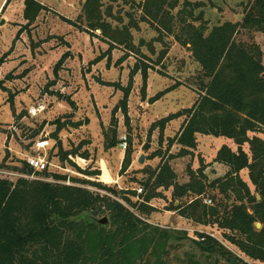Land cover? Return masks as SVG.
Masks as SVG:
<instances>
[{"label":"trees","instance_id":"trees-1","mask_svg":"<svg viewBox=\"0 0 264 264\" xmlns=\"http://www.w3.org/2000/svg\"><path fill=\"white\" fill-rule=\"evenodd\" d=\"M104 2L85 0L75 27L90 37H96L95 32H100L109 47L106 55L101 56L103 59L116 46L123 47L127 53H138L130 32L136 24L130 21L123 26L121 18H114L110 11L103 10ZM23 5V19L27 25L45 10L37 0H24ZM203 7L202 3L189 0H142L139 4L141 21L149 23L160 36H171L187 48L200 68L201 77L207 80L200 83L197 99L190 108L167 115L151 125L150 131L157 130L161 138L170 122L184 118L177 134L168 140V150L176 145L178 153L168 156L157 170L150 171L148 178L140 182L147 193L141 203L136 205L130 199L136 197L139 200L136 191H116L97 182L99 170L80 172L94 181L72 179V182L90 185L105 192L104 195L78 185H65L66 176L48 174L46 170L33 172L22 161L19 170L22 174H36L44 179L51 177L54 182L0 179V264H167L169 245L187 239V233L162 229L144 219L156 211L149 202L161 198L158 190L168 189H171L172 204L167 211L199 226H215L222 232L223 239L245 258L264 264V66L262 51L252 37V33L264 34V0H248L240 21L218 23L211 28ZM107 19L121 27H112ZM242 32L249 35L247 42L237 40ZM69 56L65 53L57 62L54 75ZM2 63L3 59L0 65ZM148 69L145 65L134 66L128 86L122 88L123 98L113 114L120 110L127 117L132 80L138 72L142 77L144 99ZM172 90L168 88L156 94L149 103H155ZM55 96L74 106L69 98L57 93ZM11 101L12 96L9 97ZM54 124L55 135L67 124L73 128L82 125L81 122L60 124L59 121ZM111 132V137L104 133L109 140L105 144L107 150L118 146L116 129ZM249 133H260L263 138H249ZM197 135L233 141L236 151L222 145L212 160L228 171L222 178L208 181L204 175L206 167L200 160L196 171L187 168L188 181L177 183L169 161L192 157L197 149ZM244 145H248V152L243 150ZM58 149V160L72 164L68 157L76 156L77 152ZM131 154L130 149L126 150L121 172L130 166ZM160 156L159 151L152 154V158ZM81 158L88 160L87 153L81 154ZM242 171L247 172L252 190L241 179ZM209 191L216 192L211 199L206 197ZM204 198L210 199L212 204H203ZM175 201H178L177 205H174ZM129 207L135 208L144 219ZM86 213L93 218L105 217L106 223L79 218ZM256 224L260 228L257 229ZM197 235L200 240L191 242L201 254L222 259L226 264H249L213 238ZM188 264L198 262L189 258Z\"/></svg>","mask_w":264,"mask_h":264},{"label":"rangeland","instance_id":"rangeland-1","mask_svg":"<svg viewBox=\"0 0 264 264\" xmlns=\"http://www.w3.org/2000/svg\"><path fill=\"white\" fill-rule=\"evenodd\" d=\"M6 1L0 0V61L3 59L0 65V179L54 182L51 177L44 179L36 174L19 172L22 161L29 156H38L46 163L48 174L66 176L65 185H78L104 195L105 192L90 185L72 182V179L94 181V178L85 177L80 172L99 170L97 182L116 191H136L142 187L140 182L148 178L150 171L157 170L168 156L178 153L176 145L168 150V140L177 134L184 118L170 122L161 138L157 130L150 131L151 125L167 115L190 108L197 99L200 83L207 82L201 77L200 68L188 49L171 36H160L149 23L141 21L139 4L142 0H105L103 10L110 11L114 18H121L123 26L130 21L136 24L130 32L138 53H127L123 47L116 46L104 59L109 47L100 32H95L96 37H90L74 25L78 24L77 18L85 0H37L45 10L31 25L23 19L24 0H10L3 9ZM189 1L204 5L202 10L210 28L218 23L240 21L248 6V0ZM107 21L112 27H121L114 20ZM248 36L242 32L237 40L247 42ZM252 37L262 51L264 66V34L252 33ZM158 38L161 39L157 41ZM65 53L70 56L54 75V67ZM124 56L125 60L118 64ZM98 58L102 59L93 63ZM135 65L149 67L144 99L142 77L138 72L132 80L127 117L120 110L113 114L123 98L122 88L128 86L129 74ZM168 88L173 90L155 103H149V99ZM55 93L69 98L74 106L60 101ZM55 121L60 124L81 122L82 125L73 128L67 124L55 135ZM114 128L118 146L107 150L105 144L109 140L104 133L111 137ZM248 136L263 138L260 133H249ZM196 138L197 149L192 157L169 161L177 183L187 182V168L196 171L200 160L206 167L204 175L208 181L222 178L228 169L212 163L217 149L225 145L236 151L233 141L225 137L197 135ZM123 139L125 150L119 147ZM39 141H47L48 146L36 150L35 144ZM58 148L64 152H77L76 156L68 157L74 165L58 160ZM128 149L132 153L131 164L121 172ZM243 150L248 152V145H244ZM155 151L161 152V156L152 158ZM85 152L88 160L81 158ZM141 155L144 162L138 164ZM240 177L252 190L247 172L242 171ZM158 192L161 198L149 202L156 211L147 220L140 217L135 208L129 209L153 226L187 233V239L169 245L167 264H188L189 258L198 264H226L222 259L201 254L194 247L191 241L200 240L197 234L213 238L249 264H261L245 258L223 239L222 232L215 226H199L167 211L172 204L171 189ZM146 194L143 189L139 200L136 197L130 199L138 205ZM213 194L216 192L209 191L206 197L211 199ZM177 204L175 201L174 205ZM79 218L96 223L106 220L105 217L93 218L87 213Z\"/></svg>","mask_w":264,"mask_h":264},{"label":"built area","instance_id":"built-area-1","mask_svg":"<svg viewBox=\"0 0 264 264\" xmlns=\"http://www.w3.org/2000/svg\"><path fill=\"white\" fill-rule=\"evenodd\" d=\"M48 146V142L47 141H39L35 144V149L36 150H40V149H44L45 147ZM119 147L123 150H125L126 148V143L125 140L123 139L121 144H119ZM25 162L27 163V165L29 166V168L32 169L33 172H42L45 170L46 168V163L44 162V160L41 157L38 156H29L26 158ZM143 193V188L142 187H138L136 189V194L137 195H141ZM203 204L209 206L211 205V200L208 198H204L203 199ZM201 240H203L201 238Z\"/></svg>","mask_w":264,"mask_h":264},{"label":"water","instance_id":"water-1","mask_svg":"<svg viewBox=\"0 0 264 264\" xmlns=\"http://www.w3.org/2000/svg\"><path fill=\"white\" fill-rule=\"evenodd\" d=\"M137 162H138V164H143L144 158H143L142 155L139 157V159H138ZM99 223L100 224H105L106 223V220L105 219L104 220H101ZM255 227L258 229V228H260V225L259 224H256Z\"/></svg>","mask_w":264,"mask_h":264},{"label":"crops","instance_id":"crops-1","mask_svg":"<svg viewBox=\"0 0 264 264\" xmlns=\"http://www.w3.org/2000/svg\"><path fill=\"white\" fill-rule=\"evenodd\" d=\"M214 164H217V163H214ZM227 169V168H226ZM226 171H228V170H226Z\"/></svg>","mask_w":264,"mask_h":264}]
</instances>
